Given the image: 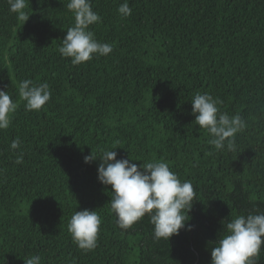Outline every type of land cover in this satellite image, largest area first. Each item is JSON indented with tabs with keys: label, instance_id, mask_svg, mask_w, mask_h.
<instances>
[{
	"label": "trees",
	"instance_id": "1",
	"mask_svg": "<svg viewBox=\"0 0 264 264\" xmlns=\"http://www.w3.org/2000/svg\"><path fill=\"white\" fill-rule=\"evenodd\" d=\"M67 2L27 0L24 23L0 0V89L18 104L0 130V264L33 255L40 264H210L223 220L264 212V0H128L123 18L124 0H91L102 19L90 30L113 50L75 66L58 52L74 24ZM26 79L50 85L39 111L19 98ZM197 93L246 122L235 151L215 150L195 124ZM104 149L137 165L165 162L190 181L192 229L157 241L146 215L121 230L99 159L84 161ZM83 209L101 219L87 252L67 228Z\"/></svg>",
	"mask_w": 264,
	"mask_h": 264
},
{
	"label": "clouds",
	"instance_id": "2",
	"mask_svg": "<svg viewBox=\"0 0 264 264\" xmlns=\"http://www.w3.org/2000/svg\"><path fill=\"white\" fill-rule=\"evenodd\" d=\"M9 11L17 14L21 21L29 18L25 11L27 0H7ZM63 2V0H61ZM66 8L74 15V24L67 28L61 40L58 52L64 58H71L72 65L85 63L94 56H106L112 52V46L96 40L90 26L101 22L100 15L93 11L91 0H68ZM121 17L131 15L128 0H124L117 9ZM20 100L25 102L27 111H39L51 98L50 85L47 82L33 83L26 79L19 83ZM191 112L195 124L210 134L208 143L215 150L235 151V135L246 127V122L237 114H220L219 99L208 94L197 93L191 100ZM18 104L8 91L0 89V130L10 126L11 115ZM20 141L13 140L10 148L16 150ZM114 149V148H113ZM99 159L98 180L105 186H111L109 195L110 210L116 216L117 226L124 231L130 229L146 215L153 225V239L168 241L178 235L181 229L191 230L187 224L188 212L192 208L196 193L192 183L181 180L170 170L165 162L152 161L137 165L134 159H117V152L101 150L99 155L91 152L84 157L85 163ZM16 163H22V156ZM187 213V216L185 215ZM101 219L95 210L75 211L67 228L72 241L83 251H91L97 246V237ZM223 226L226 235L215 242L211 250L210 264H256L261 246L264 245V212L258 214L237 215ZM24 259V264H40V257L33 255Z\"/></svg>",
	"mask_w": 264,
	"mask_h": 264
}]
</instances>
